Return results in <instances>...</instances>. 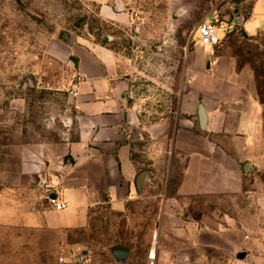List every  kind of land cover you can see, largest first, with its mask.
Here are the masks:
<instances>
[{
	"label": "crops",
	"instance_id": "1",
	"mask_svg": "<svg viewBox=\"0 0 264 264\" xmlns=\"http://www.w3.org/2000/svg\"><path fill=\"white\" fill-rule=\"evenodd\" d=\"M95 1L102 3V18L152 38L151 21L129 7V0ZM211 6L208 0H165L157 27L169 51L177 36L183 38L177 48L184 56L173 62L180 67L177 102L171 117L158 124L146 122L134 103L133 80L111 47L77 36L70 45H53L75 75L65 140L44 150L26 143L0 150V186L28 195L36 191L15 211L21 210L25 223L53 231L84 227L93 211H124L159 188L154 264H264L263 109L253 72L238 70L228 54L217 55L239 17ZM209 21L220 38L214 50L201 43L198 33V26ZM242 28L252 37L264 30V18L253 13ZM200 104L207 115L205 129ZM162 157L167 173L157 169ZM145 170L149 173L139 189L136 180ZM42 181L52 185L51 191L39 188ZM49 195L67 208L54 209ZM241 252L247 253L244 260L237 259Z\"/></svg>",
	"mask_w": 264,
	"mask_h": 264
},
{
	"label": "rangeland",
	"instance_id": "2",
	"mask_svg": "<svg viewBox=\"0 0 264 264\" xmlns=\"http://www.w3.org/2000/svg\"><path fill=\"white\" fill-rule=\"evenodd\" d=\"M208 1L209 9L212 3L230 18L239 17V26L225 32L217 55L232 56L238 70L248 67L254 74L251 63L264 65V30L250 37L242 27L253 13L256 19L264 18V4L259 0ZM101 6L95 0H0V150L24 143L44 150L65 140L75 75L69 60L53 50L55 43H63L62 31L114 50L122 71L133 80L134 103L146 122L158 124L171 117L177 102L174 91L180 87V67L173 62L183 58L177 47L184 40L177 36L169 51L157 27L165 0H129V7L141 10L151 21L150 40L139 36L136 27L127 30L102 18ZM220 20L217 14L215 22L220 24ZM218 26L221 32L225 30L224 25ZM241 31L249 40L243 39ZM255 84L257 89L256 78ZM168 168L162 157L157 169L167 173ZM261 173L264 180V168ZM159 191H147L124 211L111 207L93 211L84 227L53 231L29 226L21 210L15 212L36 197V191L28 195L0 186V264H58L60 258L67 264H151L156 261L150 259V252L160 213ZM117 248L130 250L126 262L115 261L112 250Z\"/></svg>",
	"mask_w": 264,
	"mask_h": 264
},
{
	"label": "built area",
	"instance_id": "3",
	"mask_svg": "<svg viewBox=\"0 0 264 264\" xmlns=\"http://www.w3.org/2000/svg\"><path fill=\"white\" fill-rule=\"evenodd\" d=\"M137 14H135V17ZM198 33L200 37V41L203 45L209 47L211 50H214L219 44H220V38L218 34L217 26L214 22H204L201 23L200 26H198ZM39 188L45 190V191H51L52 185L49 182H39L38 183ZM48 203L57 211H62L67 208V204L64 201L59 200L57 197L47 196ZM157 233L154 232L153 234V240L154 242L157 241ZM153 256V257H151ZM156 253L154 251H151L150 253V259L153 261L156 259ZM58 264H67L64 258H60L58 261ZM154 264V261L151 263Z\"/></svg>",
	"mask_w": 264,
	"mask_h": 264
},
{
	"label": "water",
	"instance_id": "4",
	"mask_svg": "<svg viewBox=\"0 0 264 264\" xmlns=\"http://www.w3.org/2000/svg\"><path fill=\"white\" fill-rule=\"evenodd\" d=\"M116 6H119V2H116ZM59 38L65 45H70L75 40V36L69 32L67 33V31H62L59 34ZM205 113H206V111H205L204 106L202 104H200L199 105V121H200V126L202 129H205L206 122H207V115ZM148 173H149V171L145 170V171L141 172L139 174V176L137 177L136 184H137V187L139 189L142 188V185H143ZM112 255H113V257L117 263H124L129 258L130 250L129 249H113ZM246 255H247L246 252H241L237 256V259L244 260Z\"/></svg>",
	"mask_w": 264,
	"mask_h": 264
},
{
	"label": "trees",
	"instance_id": "5",
	"mask_svg": "<svg viewBox=\"0 0 264 264\" xmlns=\"http://www.w3.org/2000/svg\"><path fill=\"white\" fill-rule=\"evenodd\" d=\"M242 37L244 40H249L247 35L243 32H242ZM251 64H252L251 66L253 67L256 82H257L258 99H259V102L264 106V65H262L263 67L262 66L256 67L254 63H251Z\"/></svg>",
	"mask_w": 264,
	"mask_h": 264
},
{
	"label": "bare ground",
	"instance_id": "6",
	"mask_svg": "<svg viewBox=\"0 0 264 264\" xmlns=\"http://www.w3.org/2000/svg\"><path fill=\"white\" fill-rule=\"evenodd\" d=\"M151 257H153V256H151ZM156 257V256H155Z\"/></svg>",
	"mask_w": 264,
	"mask_h": 264
}]
</instances>
